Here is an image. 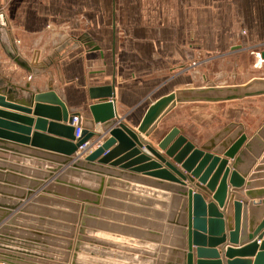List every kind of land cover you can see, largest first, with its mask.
Masks as SVG:
<instances>
[{
	"label": "crops",
	"instance_id": "obj_1",
	"mask_svg": "<svg viewBox=\"0 0 264 264\" xmlns=\"http://www.w3.org/2000/svg\"><path fill=\"white\" fill-rule=\"evenodd\" d=\"M0 8V42H12L33 67L31 73L19 68L0 43V88L9 83L21 87L29 81L33 95L52 86L70 112L88 113L91 101L87 88L113 83L116 119L160 154L164 152L157 148L153 137H161L175 125L165 128L162 121L184 107L195 112L208 109V136L194 137L183 129L196 145L230 122L242 123L250 136L264 121L261 95L224 102L183 103L160 121L157 133L145 136L136 130L149 103L175 89L211 82L244 84L253 78H264V64L254 67L251 53L264 43V0H0ZM68 39L76 43L50 66L32 62L33 58L58 51ZM21 93L17 98L26 97V92ZM35 103L32 97L28 100L29 112L0 106L6 114L32 118L30 125L8 115H0V120L29 128L28 138L33 132L49 135L46 129L36 127V119L43 117L34 112ZM93 130L96 135L76 150L73 160H83L109 136L102 124H94ZM15 133L26 136L23 131ZM3 140L0 139V210H5L3 206L16 207L8 209L5 216L0 213V264L168 261L171 245L177 246L180 238L177 222L185 197L177 192L179 185L96 160L82 161L83 168H71L69 163L60 164L61 155L57 153ZM260 141L258 152L249 153L250 164L239 171L243 185L232 187L227 178V198L231 192L234 199L246 203L247 220L251 216L256 223L252 230L247 223L245 240L231 243L225 222V240L217 247L223 264L229 259L224 253L228 246L241 249L256 242L254 255L242 257L251 264L255 254L264 251V138ZM135 148L159 162L144 147L137 144ZM58 166V170L53 169ZM175 166L180 170L179 165ZM227 166L233 169V159ZM57 178L63 182H57ZM98 187L101 191L97 194ZM248 191L255 194L249 195ZM207 200H211L210 193ZM249 203L256 206L251 212ZM155 210L161 217L154 216ZM219 210L225 216L224 207ZM8 220H12L11 226L3 228ZM57 230L65 232L63 246L69 249L68 259L45 249L46 244H61L56 240ZM170 259L176 263L174 256Z\"/></svg>",
	"mask_w": 264,
	"mask_h": 264
},
{
	"label": "water",
	"instance_id": "obj_2",
	"mask_svg": "<svg viewBox=\"0 0 264 264\" xmlns=\"http://www.w3.org/2000/svg\"><path fill=\"white\" fill-rule=\"evenodd\" d=\"M0 43L13 63L27 73L33 72L29 61L17 52L12 42L9 44ZM73 43L76 42L68 39L58 51H52L39 59L33 58L32 62L50 66ZM97 48L98 46L93 47V49ZM261 54L264 57V50ZM29 86V81H26L21 87L12 83L2 85L0 106L29 112L30 106L27 104L32 97L36 102L34 112L43 117L36 119V127L42 130L46 129L49 135L33 132L31 138H28L29 128L0 120V139L57 153L61 155L60 164L69 163L71 168H83V162L96 160L100 164L119 165L122 169L130 168L131 171L142 172L179 185L177 192L185 197V199L182 198V212L180 220L177 222V225L179 224L181 227L178 228L180 238L177 246L171 245V256L163 264H223L217 247L225 240V222L228 225V238L231 243L246 239L247 223L249 229H253L256 220H253L251 216L247 220L246 203L234 199V194L231 192L227 198V178H229V184L232 187L243 185V175L239 174V171L244 170L250 164L249 153L258 152L261 148L260 139L264 138V121L250 136H247L242 123L230 122L198 145L185 135L183 128L172 125L161 137H153L157 148L164 152V154H160L149 142H142L121 119H116L113 83L93 85L87 88L88 98L91 101L88 105V113L70 112L52 86L48 90L33 95L29 91ZM21 91L26 92L27 95L19 99L17 97L22 94ZM261 95H264V78H253L244 84L215 85L211 82L200 87L175 89L149 103L136 130L145 136L157 133L156 129L160 121L174 107L183 103L224 102ZM0 115L23 120L28 125L33 121L29 117L6 114L2 111H0ZM74 115L82 117V130L78 138L74 137V127L72 126ZM47 118H50L51 121L47 122ZM94 124L104 125L105 130L109 133L108 138L87 154L83 160L78 158V160H73L72 155L76 150L96 135L93 130ZM18 131H23L26 136L15 133ZM51 134L53 136H50ZM137 144L144 147L160 163L140 154L139 150L135 148ZM122 153L125 154L116 158ZM132 157L135 158L125 162ZM229 159H233L232 170L227 166ZM173 163L179 165L180 170ZM59 168L58 166L53 169L58 170ZM70 171L71 169L68 172ZM56 181L63 182L61 178H57ZM99 189L98 187L97 194L101 191ZM208 193L211 194V200H207ZM247 193L255 194L249 191ZM262 203L264 204V202ZM3 207L5 210H0L1 216H5L8 209H13L16 206ZM223 207L225 216L219 210ZM254 208L256 206L249 203V211L251 212ZM11 224L12 220H8L3 228H9ZM262 224H264V219L261 221ZM78 238L80 239L81 236L79 235ZM261 245L264 246V242ZM255 248L256 242L241 249L228 246L224 252L225 256L229 257L226 264H251L249 259L242 257H245L246 254L254 255ZM234 255L236 258H231ZM172 256L176 259V263H172L170 259ZM254 264H264V251L260 250L255 254Z\"/></svg>",
	"mask_w": 264,
	"mask_h": 264
},
{
	"label": "rangeland",
	"instance_id": "obj_3",
	"mask_svg": "<svg viewBox=\"0 0 264 264\" xmlns=\"http://www.w3.org/2000/svg\"><path fill=\"white\" fill-rule=\"evenodd\" d=\"M260 106H263L262 103L260 104ZM207 113H208V109L206 108L198 109L195 112V111H192L191 107H184L183 109L178 111V113L175 114L174 116L170 117L169 115V117L165 119L164 122L162 121L163 123L162 126H165V128H167L171 126V124L174 123L175 125L177 124L176 126L179 125L178 127H181L185 131H188V133H190V135L194 137L205 138L211 132V129H209L208 127H205V124H208L207 122H205L208 119V115H209ZM160 214H161L160 212L156 210L154 211V216L161 217ZM55 235H57L56 240L62 245L61 244H54V245L46 244L48 246L45 249L49 250L51 254H54V255L58 254L56 256L60 258L62 257L64 259H68V252L66 251H68L69 249L64 248L63 246L65 244V232L61 230H57L55 232ZM43 245H45V243ZM46 252H45L46 254H49L48 251Z\"/></svg>",
	"mask_w": 264,
	"mask_h": 264
},
{
	"label": "built area",
	"instance_id": "obj_4",
	"mask_svg": "<svg viewBox=\"0 0 264 264\" xmlns=\"http://www.w3.org/2000/svg\"><path fill=\"white\" fill-rule=\"evenodd\" d=\"M263 50H264V43L260 44L259 46H256V48H253L251 50V53L254 57V62H253L254 67L259 68L264 64V57H262V54H261ZM192 64H195V62H192ZM81 118H82L81 115H74L72 118V126L74 127V137L75 138H78L80 136V133L82 130V122H81L82 119Z\"/></svg>",
	"mask_w": 264,
	"mask_h": 264
}]
</instances>
